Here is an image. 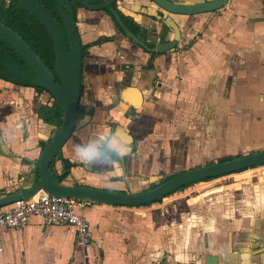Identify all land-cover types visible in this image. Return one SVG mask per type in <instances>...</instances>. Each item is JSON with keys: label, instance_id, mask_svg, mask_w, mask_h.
Segmentation results:
<instances>
[{"label": "crops", "instance_id": "obj_1", "mask_svg": "<svg viewBox=\"0 0 264 264\" xmlns=\"http://www.w3.org/2000/svg\"><path fill=\"white\" fill-rule=\"evenodd\" d=\"M151 5L120 0L118 8L156 46L173 32L145 13ZM78 16L82 44L92 45L83 54L75 127L50 167L57 181L137 193L264 150V0L171 15L181 40L152 67L151 50L118 32L109 13ZM99 34L110 39L96 43ZM53 105L47 92L0 78V198L37 175L42 144L57 129L42 110ZM228 175L141 207L85 200L78 212L90 226L89 246L73 226L38 216L0 227V264H207L209 256L215 264H264V175Z\"/></svg>", "mask_w": 264, "mask_h": 264}, {"label": "water", "instance_id": "obj_2", "mask_svg": "<svg viewBox=\"0 0 264 264\" xmlns=\"http://www.w3.org/2000/svg\"><path fill=\"white\" fill-rule=\"evenodd\" d=\"M17 1V9L29 12L46 29L50 36L54 54L53 73L57 76L59 84L28 43L1 22L0 37L27 64L34 75L31 83L39 84L60 105L63 111V118L61 125L45 143L38 161V171L34 180L28 185L22 186L20 190L0 198V208L9 206L17 200H28L39 191L66 198L89 200L115 206L141 207L162 200L170 193L191 183L264 165V150H260L230 160L191 169L162 183H158L153 188L137 193H123L86 186H70L57 181L51 174L50 167L61 148L69 140L77 121L82 77V44L78 36H72L74 23L72 22V10L69 0H57L61 6L64 33L51 13L42 5L37 4L35 0ZM78 2L81 8L88 11L102 12L107 10L123 29L125 36L129 40L136 45L146 47L145 40L133 34L123 23L118 12L119 0H78ZM149 2L152 5L145 8V13L161 21L173 32L171 40L158 44L151 49L157 53H164L175 51L181 40V30L171 15H199L214 12L223 8L229 0H212L194 4L177 3L173 0H149ZM4 78L13 82L29 80L28 74L23 71L12 72L7 70ZM216 261L217 258L215 256L207 258V264H215Z\"/></svg>", "mask_w": 264, "mask_h": 264}, {"label": "trees", "instance_id": "obj_3", "mask_svg": "<svg viewBox=\"0 0 264 264\" xmlns=\"http://www.w3.org/2000/svg\"><path fill=\"white\" fill-rule=\"evenodd\" d=\"M40 3L41 2H39V4ZM17 4H18L17 0H12L8 8H4L3 6L0 8V22L8 26L13 31H15L19 36H21L28 43V45L33 49V51L37 54V56L40 58L42 63L45 65V67L48 70L53 71L54 54L52 51V43H51L50 36L48 35L46 29L29 12L17 10ZM124 24L133 34H135L136 36H139L140 27L138 24H136L133 20L128 19V18L125 19ZM117 26L120 32L124 34L123 29L119 25ZM109 39L110 38L108 37L98 38L96 43H101ZM145 43H146V47H145L146 50H151L155 47L153 43H150L148 41L147 42L145 41ZM90 45L92 44H88L84 47L83 54L86 51V48L90 47ZM156 54L158 53L151 51V60L149 63L150 67H152V59ZM13 67H24L30 72L31 78H34V75L29 70L27 64L16 53V51L0 37V78L4 79L6 70L12 69ZM15 83L22 85V86L35 87L39 92L44 91V88H42L37 83L31 84L29 81L15 82ZM42 114L45 118V121H47L48 123L56 122L57 127L61 125L62 118H63V111L57 102H55L53 107L48 109L47 111L43 109ZM42 146H45V143H43ZM230 159H233V158H226L221 161H226ZM246 170H241L235 173H241ZM247 176L248 175L244 174L237 178L244 179ZM186 186H183L177 190H180Z\"/></svg>", "mask_w": 264, "mask_h": 264}, {"label": "built area", "instance_id": "obj_4", "mask_svg": "<svg viewBox=\"0 0 264 264\" xmlns=\"http://www.w3.org/2000/svg\"><path fill=\"white\" fill-rule=\"evenodd\" d=\"M86 202L39 191L28 200H17L8 207L0 208V227L20 228L31 216H38L48 224L73 226L77 231L78 242L82 246H89L92 242L90 226L78 212Z\"/></svg>", "mask_w": 264, "mask_h": 264}, {"label": "flooded vegetation", "instance_id": "obj_5", "mask_svg": "<svg viewBox=\"0 0 264 264\" xmlns=\"http://www.w3.org/2000/svg\"><path fill=\"white\" fill-rule=\"evenodd\" d=\"M37 4H39V2H41L39 5H42L47 11H49L51 13V15L56 19L57 23L59 24V26L61 27L63 33H64V27H63V24H62V20H61V6L59 4V2L57 0H35ZM120 1V0H119ZM12 0H0V8L3 6L4 8H8L11 4ZM70 2V6H71V10H72V13H71V17L73 18L72 22L74 23V32H73V35L72 36H78L80 38V41H81V44H82V34L80 33L79 31V27H78V24H77V21L79 19V16H78V13L80 11H83V12H93V11H88L84 8H81L78 0H69ZM18 5V4H17ZM115 8H117L115 6ZM18 10V9H17ZM64 11V9H62ZM118 12L120 14V17L121 19L123 20V23L125 21V19H127L123 13L119 10L118 8ZM96 14H102V13H109L107 10H104L102 12H94ZM109 16L112 18L113 22H114V27L117 29L118 32H120L119 28H118V23L116 22V20L111 16V14L109 13ZM129 19L133 20L135 22L134 19H132L131 17H128ZM99 31L96 32V34H98ZM121 33V32H120ZM122 34V33H121ZM125 34V33H124ZM123 34V35H124ZM99 36H101L100 38H102V34ZM125 36V35H124ZM149 42V41H148ZM151 43V42H150ZM83 51H84V46L82 44V56H83ZM152 51V50H151ZM9 71H23V72H26L28 74V78L30 83L31 81L34 79V78H31V75H30V72L25 69L24 67H13L12 69H7ZM6 70V71H7ZM53 70H54V67H53ZM49 72L53 75V78L55 79V81L59 84V80L57 78L56 75H54L53 71H50ZM6 73V72H5ZM5 76V75H4ZM5 79V78H4ZM27 81H24V82H27ZM13 82V81H12ZM15 83V82H13ZM16 84V83H15ZM32 84V83H31ZM45 91V90H44ZM46 92V91H45ZM48 93V92H47ZM49 94V93H48ZM50 95V94H49ZM51 96V95H50ZM54 100V99H53ZM54 103H55V100H54ZM58 128V127H57Z\"/></svg>", "mask_w": 264, "mask_h": 264}, {"label": "rangeland", "instance_id": "obj_6", "mask_svg": "<svg viewBox=\"0 0 264 264\" xmlns=\"http://www.w3.org/2000/svg\"><path fill=\"white\" fill-rule=\"evenodd\" d=\"M254 143V142H251V144ZM252 146H256L255 144H252ZM260 146V145H259ZM255 151L257 150H246V151H241V155H247V154H251V153H254ZM236 152V151H235ZM248 175L250 177H252V175H257V174H261V175H264V165H260V166H257V167H253L251 169H248L244 172H241V173H233L231 175H228L230 178L229 180L232 181L234 178L236 177H239V176H242V175ZM191 190V188H188ZM186 189V191L188 190ZM183 192V191H182ZM185 192V191H184ZM188 195V194H187ZM173 196H178L177 193L174 194Z\"/></svg>", "mask_w": 264, "mask_h": 264}, {"label": "clouds", "instance_id": "obj_7", "mask_svg": "<svg viewBox=\"0 0 264 264\" xmlns=\"http://www.w3.org/2000/svg\"><path fill=\"white\" fill-rule=\"evenodd\" d=\"M79 151V150H78Z\"/></svg>", "mask_w": 264, "mask_h": 264}]
</instances>
